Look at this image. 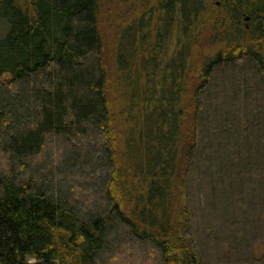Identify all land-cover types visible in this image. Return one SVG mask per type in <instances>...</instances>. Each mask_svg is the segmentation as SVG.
Instances as JSON below:
<instances>
[{
    "label": "trees",
    "instance_id": "1",
    "mask_svg": "<svg viewBox=\"0 0 264 264\" xmlns=\"http://www.w3.org/2000/svg\"><path fill=\"white\" fill-rule=\"evenodd\" d=\"M0 264H264V0H0Z\"/></svg>",
    "mask_w": 264,
    "mask_h": 264
},
{
    "label": "rangeland",
    "instance_id": "2",
    "mask_svg": "<svg viewBox=\"0 0 264 264\" xmlns=\"http://www.w3.org/2000/svg\"><path fill=\"white\" fill-rule=\"evenodd\" d=\"M109 15L110 14L108 11V4L104 2L102 8V17H101V30L104 37L103 58L110 78L109 89H110L111 98L112 100H114V104H115L114 110L117 113V115L119 114L118 117L119 127L123 131V128L125 126L124 123L125 120L123 119L124 115L121 114L120 112H122L121 109L125 106L124 101L128 99V97L123 95V90L120 84L122 72H119L120 68H118L117 55L119 53L118 50L119 45H118V39L115 36L118 35V31L120 29L118 26H121L122 29L125 27L121 25L122 23L117 24L116 27H114V25L111 27ZM120 15L121 16L119 17L123 18V15L122 14ZM204 38L205 41H207L208 34ZM134 71H137V67L134 69Z\"/></svg>",
    "mask_w": 264,
    "mask_h": 264
}]
</instances>
